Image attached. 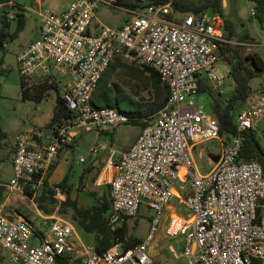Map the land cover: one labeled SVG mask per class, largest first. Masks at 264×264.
<instances>
[{"label":"built area","instance_id":"built-area-1","mask_svg":"<svg viewBox=\"0 0 264 264\" xmlns=\"http://www.w3.org/2000/svg\"><path fill=\"white\" fill-rule=\"evenodd\" d=\"M117 1L73 0L62 11L41 13L39 36L18 56L19 73L68 78L61 98L71 116L42 146L27 135L16 138L7 188L40 193L77 128L108 132L128 121L117 108H96L93 93L116 57L130 58L160 75L168 86L167 102L128 149L118 152L103 142L92 151L109 153L105 168L112 175L96 180L97 185L109 184V225L116 229L139 215L145 204L153 211L149 232L136 247L123 249L117 243L99 253L95 244L81 243L70 221L40 213L35 225L10 217L0 202V264H162L150 246L167 211L165 235L172 240L167 249L174 258L185 257V264H264V217L258 213L264 202V170L255 160L240 159L242 131L255 129L264 117V83L237 114L236 134L223 136L217 118L195 105L194 97L208 80L219 94L231 91L226 84L230 65L223 62L228 56L220 53L221 46L231 44L224 18L212 11L175 12L172 0L138 9L120 7ZM102 5L124 9L130 16L119 27L95 23ZM215 139L220 141V158L200 173L196 149ZM178 181L190 185L178 190ZM53 190L57 199L65 200L63 187ZM174 198L187 216L173 206ZM175 241L183 243L180 250Z\"/></svg>","mask_w":264,"mask_h":264},{"label":"rangeland","instance_id":"rangeland-1","mask_svg":"<svg viewBox=\"0 0 264 264\" xmlns=\"http://www.w3.org/2000/svg\"><path fill=\"white\" fill-rule=\"evenodd\" d=\"M73 0H11L9 3H0V27L4 22L9 23L8 31L14 33L17 26L19 12L25 14V26L18 33L15 39L9 37L5 41L7 44L6 51L0 50V191L2 196L0 202L5 200L6 182L10 181L12 174L11 169V154L14 151V144L16 138L23 134L29 138L35 137L36 132H43V139H48L51 129H47L46 125L53 116L54 108L56 106L57 91L50 90L49 94L40 102L35 100L24 99L22 95V88L20 84V73L18 67V56L24 51L26 46L37 36V32L40 26L41 13L45 10L62 11ZM21 5L24 11L20 10L17 5ZM222 7L224 17L230 19L235 26V32L231 38V45L241 46L244 51H250L258 54L264 60V30L261 28L260 23L253 17V3L249 0H222ZM16 15L14 18L11 15ZM130 14L124 9H120L113 6L102 5L97 12V19L95 23L101 22L109 26L119 27L125 23ZM248 34L249 38H245ZM224 56V55H223ZM120 57V62L117 59L114 60L115 65L110 68V71L106 75L103 84L105 87L110 88L112 92L119 96L121 100V107L134 116H137L132 122L124 123L112 130L107 136H99L95 130L87 132V136L91 138L86 145H79L74 150H65L63 152L64 158L67 161V175L69 180L75 185H79L82 182L83 177L85 182L89 176L87 169L91 162V159L100 157L104 154H93L90 156V148L103 141H109L113 143V146L121 149L129 144L133 138L137 136L141 130V119L139 118L144 112L150 114H156L159 108L157 107L162 97L155 93L152 84V78L150 73L143 69L134 60L126 57ZM223 62L228 63V57L223 58ZM222 62V63H223ZM51 80L55 78L60 84V94L66 88L68 78L54 75ZM34 79L28 81L29 84L39 82L46 76H39L34 74ZM56 81V82H57ZM264 83V76H259L251 81L253 89L258 90ZM226 84L229 89H232V81L227 78ZM207 87L217 94V90L214 84L208 80L206 81ZM227 95H230L228 92ZM131 100L140 102L143 104V108L139 103H133ZM195 105L203 106L205 110L212 114L211 97L209 91L198 93L194 97ZM140 105V106H139ZM244 104L240 109L246 107ZM140 107V109H139ZM142 110V111H141ZM149 120H153L151 117ZM255 129L257 130L261 141L264 145V117L256 122ZM77 130H85L84 127L77 128ZM49 131V133H48ZM37 140L39 138L36 136ZM47 138V139H46ZM93 142H97L94 143ZM93 144V145H92ZM220 141L208 140L203 142L197 147L195 152V159L200 173H207L214 162L210 157V153L219 154ZM86 158V162H81L80 157ZM69 172V174H68ZM60 179L59 172L51 177L52 185ZM96 185V184H95ZM189 183L177 182L176 187L178 190L186 189ZM109 189L108 185L102 186H88L84 189L83 186L79 187L82 192L81 204L85 206H91L100 200L103 193ZM53 196V195H52ZM39 195L33 197V200L28 198L16 208L21 215L26 219L33 221V224H39L41 216L37 211V207L43 214H53L61 218L70 221L80 237L81 243L85 245L94 244V235L92 233L85 232L79 225L76 224L73 218V211L71 208H66L65 212L62 211V205L60 199L55 196L48 198L41 202L38 199ZM173 206L179 213L187 216V211L183 205L180 204L178 198L172 200ZM37 205V206H36ZM45 208H41V206ZM10 210V207H7ZM264 214V207H262ZM11 214L15 216V211L10 210ZM153 211L145 204L142 205L139 215L131 217L127 222L128 226L134 236L138 238H144L149 232L151 226V218ZM169 213L164 214L163 219L154 235V239L151 243L150 250L153 258L160 261L162 264H185L186 258L181 257L179 259L174 258L167 249V246L172 240L165 235V227L168 223ZM176 247L180 250L183 243H176Z\"/></svg>","mask_w":264,"mask_h":264},{"label":"trees","instance_id":"trees-1","mask_svg":"<svg viewBox=\"0 0 264 264\" xmlns=\"http://www.w3.org/2000/svg\"><path fill=\"white\" fill-rule=\"evenodd\" d=\"M11 0H0V3H9ZM168 0H118L117 5L127 9H138L144 7L145 3H165ZM253 3V17L260 23L261 28L264 30V0H249ZM172 7L175 12L179 13H201L204 11H212L220 14L224 18V31L226 37L231 40L235 32L234 23L230 19L224 17L222 0H172ZM17 7L22 11L24 8L21 5ZM18 21L16 30L14 33L8 31L9 23L4 22L0 27V50L6 51L5 41L9 37L10 39H15L18 33L22 31L25 26V14L24 12L17 13ZM245 38H249L246 34ZM221 55L228 56V63L230 65L228 78L232 81L233 87L230 91V95L214 94L206 85L203 83L200 92L209 91L211 97L212 105V115L217 118L220 124L221 134L223 136H230L236 134L237 124L235 118L237 114L243 110L240 109L244 104H249L255 97L257 90L253 89L251 86V81L259 76H264V60L256 53L244 51L241 46H233L231 44H225L220 48ZM122 57V56H121ZM117 62H120V57H116ZM115 65L113 61L106 72L103 74L96 90L93 93V105L96 108L110 107L117 108L123 114L128 116V122H132L137 116L132 115L127 112V110L122 109L121 100L119 96L114 94L110 88L104 86L103 81L112 68ZM143 69L150 73L152 78L153 88L155 93L161 96L162 99L158 104V108H162L168 99L169 90L168 86L162 81L160 75L152 68L148 66H143ZM34 77H20V84L22 88V95L24 99L35 100L37 102L42 101L48 94L50 90L57 91L56 106L54 108L53 116L51 120L47 123V129H54L58 126L63 125L66 120L71 116V112L68 110L64 104L61 94L59 82L55 81V78L51 80V77H45L39 80V82H34L29 84L28 81H32ZM133 103H139L140 107L143 108V104L140 102L129 99ZM246 105V106H247ZM139 107V109H140ZM142 111V110H141ZM154 115L149 112H144L141 119V130L142 128L151 124L150 118ZM138 118V117H137ZM243 145L240 153V159L242 160H255L257 161L264 170V145L256 129L248 128L242 131ZM55 168L54 163L51 165L45 181L43 188L39 194V201H45L48 198L54 197L53 187L56 185H51L48 178L51 176ZM68 175L65 176L60 182L57 183L58 186L67 188L68 186ZM26 194L30 197H34V192L29 188L26 189ZM108 194V195H107ZM110 192H104L100 197V200L91 206L80 205L77 199H72L69 194H67L66 199L61 201L62 211L65 212L66 208H71L73 211V218L77 225H79L85 232L92 233L94 235V244L97 252L102 253L109 248L113 247L115 244L120 243L123 249H128L131 247H136L143 239L134 236L128 226V219L121 226L113 229L107 220V215L111 209ZM53 195V196H52ZM2 192L0 191V197ZM54 200L55 197H54ZM2 202V201H1ZM43 207V205L41 206ZM259 216L261 214V208H258ZM63 262H67L68 258H63Z\"/></svg>","mask_w":264,"mask_h":264},{"label":"crops","instance_id":"crops-1","mask_svg":"<svg viewBox=\"0 0 264 264\" xmlns=\"http://www.w3.org/2000/svg\"><path fill=\"white\" fill-rule=\"evenodd\" d=\"M38 36H39V29H38L36 38ZM36 38H34V39H36ZM221 67H223V66H221ZM84 129L85 130H82V131L75 130L74 133L76 134V136L73 138V142L67 144L66 146H64L61 149L59 156L54 161L55 168H54L51 176L48 178V181H49V183L51 185L53 184L51 182V177L54 174H56L58 172L60 174V179L56 183H54V184H57L65 176H67V168H66L67 161L65 160L66 158H64V156H63V152L65 150H74L75 147H78L79 145H86L87 143H90L89 141L91 140V138L89 136H87V132H91V131L95 130L96 133L99 136H101V135L102 136H107L110 133V131L106 132V131H98L96 129H90V130H88L86 128H84ZM54 132H55V130L54 129H51L50 134H48V139L46 138L47 140H44L43 139V132H36V133H34L35 134V137L37 136L39 138V140H37V138H35V137H34V139H33V137H31L30 139L35 144V146H42L43 144H45L46 142H48L50 140V138L52 137V135L54 134ZM113 132L111 131L110 134H112ZM140 132H141V130L139 131V133L137 134V136L135 138H133V140L129 144H127L124 148H121V149H118V148L114 147L113 146V143H114L113 141H112V143H110L109 141H103V142L109 143V145L111 147L115 148L118 152H121V151H124V150L128 149L137 140L138 135L140 134ZM48 133H49V131H48ZM103 142H101V143H103ZM94 143H97V142H93V144ZM101 143L98 142L97 144H94V145L92 144L93 146L90 148V152H91L90 153V156H92L93 154H95V155L100 154V153H93L92 149L95 146H97V145H99ZM108 156H109V153L108 152H104V154L102 156H100V157L94 156V158L91 159V162H90L89 167L87 169V172H88L89 176H88L86 182L84 181L85 178L87 177L86 175L85 176H82L83 179H82V182L79 185H75V184L71 183L70 180L68 179V186H67V188H64L63 187L64 190H65V192H64L65 193L64 194L65 199H66L67 194H69L72 199H77L78 203L80 205H82L81 204L82 203L81 202L82 192L78 191L79 190V187L83 186L84 189H85L86 187H88V186L90 187L92 185H94V186H102V185H104V184L97 185L96 184V180L97 179H100L102 181H105V180H107V179H109L111 177L112 172L110 170H107L105 168L106 167L105 166L106 165V160H107ZM86 160L87 159L84 158V161H81V160L80 161L81 162H86ZM10 163H11L10 165H11V169H12V154H11V162ZM12 174H13V171H12ZM12 174L10 176V179L12 177ZM68 174H69V172H68ZM8 183L9 182H6V184H5V190L3 191V194L6 195L5 196V200L2 201L4 203V206H5L4 212L7 215H9L10 217H23V218H25L23 215H21V213L16 208H19L20 205H22V203H20V202H24V201H26V199H28L30 197L27 194L22 193V192H19V191H10L7 188V184ZM105 185H108V188H109V184L108 183H105ZM108 191H109V189L106 190V192H108ZM39 194L40 193L34 194V197H36ZM30 199L33 200V198H30ZM60 201H62V200H60ZM83 206H85V205H83ZM7 207H10L11 208L10 210H14L15 211V216L11 214L10 210H8ZM262 207H264V202H263L262 206L260 207L261 208V214H260V216L264 217V214H263V211H262ZM37 211H38L39 215H40V213H42L38 207H37ZM27 220H29V219H27ZM29 221L33 223V221H31V220H29Z\"/></svg>","mask_w":264,"mask_h":264},{"label":"water","instance_id":"water-1","mask_svg":"<svg viewBox=\"0 0 264 264\" xmlns=\"http://www.w3.org/2000/svg\"><path fill=\"white\" fill-rule=\"evenodd\" d=\"M209 155H210V157H211V159L213 160L214 163L217 162L219 160V158H220L219 154L210 153Z\"/></svg>","mask_w":264,"mask_h":264}]
</instances>
